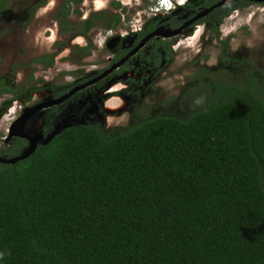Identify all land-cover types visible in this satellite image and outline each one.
I'll list each match as a JSON object with an SVG mask.
<instances>
[{"label": "trees", "instance_id": "obj_1", "mask_svg": "<svg viewBox=\"0 0 264 264\" xmlns=\"http://www.w3.org/2000/svg\"><path fill=\"white\" fill-rule=\"evenodd\" d=\"M216 1L189 0L183 9ZM8 2L0 0V13L12 10ZM37 5L18 21L25 25ZM237 5L226 2L206 19L220 21ZM69 11L64 0L54 14L63 31L74 26ZM108 17L109 25L119 21L99 12L81 31ZM150 50L158 63L169 42L153 37ZM33 60L51 65L53 54ZM30 90L0 75V94L28 99ZM60 111L52 107L51 117ZM25 144L16 136L0 156ZM0 254V264H264V87L248 71L243 85L216 84L206 105L184 118L133 117L111 130L96 118L60 129L15 162L0 161Z\"/></svg>", "mask_w": 264, "mask_h": 264}, {"label": "rangeland", "instance_id": "obj_2", "mask_svg": "<svg viewBox=\"0 0 264 264\" xmlns=\"http://www.w3.org/2000/svg\"><path fill=\"white\" fill-rule=\"evenodd\" d=\"M61 1L9 0L7 5L12 10L8 13H0V75L12 76L13 85L46 88L41 92H47L51 86H62L72 80L71 71L79 68L81 64L84 66L82 69L87 70L91 68V64L104 61L102 56L107 52L105 49L99 50L101 49L98 46L99 43H92L90 46L88 42L86 46H89L90 53L84 55L79 48L87 42L86 37L72 39L71 36L74 35L75 30L81 28L84 10L88 15L91 12L112 9L105 7L108 5L107 0H104L100 9L95 10L91 7L90 0L72 3V9L77 7L81 13L78 14L71 9L68 17L75 26L68 31L61 30L63 26L60 27L54 15ZM33 3L38 4L34 14L23 25L18 21L17 16L19 12L25 11ZM139 6H146V2L142 0ZM229 15L233 17L227 19V15L221 22L224 24H215L214 27L206 24V32L194 46V48L201 47V51L197 54L194 48L191 49L186 45L190 43L188 40L191 38L186 39V36H181L184 42L178 45L177 50L171 47V59L162 63L157 69L149 70L146 76L148 81L146 80L144 84H138L137 88L126 91L127 96L132 100L129 101L123 122L107 123L104 115L99 114L98 118L100 121L103 120L105 128L111 125L123 126L130 121L132 116L141 118L167 114L184 118L206 105L209 93L215 90L216 84L243 85L248 77V71L251 72L258 85L264 87V0L241 4L232 9ZM104 26L98 23L95 28L103 29ZM200 26L203 28L202 24ZM224 26H226V31L233 29L232 33L226 37L220 35V28ZM209 28L212 39L206 40L203 37L207 35ZM219 36H222V39ZM163 38L169 40L173 36L168 35ZM44 53L53 54L54 60L49 66L33 60ZM107 85H110V81ZM10 96V93L0 94V104ZM29 100L33 99L30 97ZM25 102L24 100H12L6 111L0 115V136L7 132L10 122L19 115L20 108ZM76 102L77 99L69 97L64 105L60 106L61 111L48 121L50 128L64 118H67L68 122L71 120L70 116L79 114L80 109L76 107ZM39 103L42 101L39 100L33 104ZM40 109L39 114H34L29 120L32 126H39L43 118L44 121L46 120L48 108ZM44 111L46 116H41Z\"/></svg>", "mask_w": 264, "mask_h": 264}, {"label": "flooded vegetation", "instance_id": "obj_3", "mask_svg": "<svg viewBox=\"0 0 264 264\" xmlns=\"http://www.w3.org/2000/svg\"><path fill=\"white\" fill-rule=\"evenodd\" d=\"M80 1L75 2L74 0H69V8H70L69 13L71 12V9H72L71 7L72 3L74 2L79 3ZM114 1L119 2V5H115L113 3ZM132 1L134 2L132 3ZM132 1L131 0L129 1L107 0L108 5L105 7H107V9L108 7L112 9H109V10L104 9V10L99 11L102 13L106 12L109 15L118 14L119 21L117 22L116 25L108 24L110 21L109 19H111L110 17H108L107 20H104L102 18H97V20H95L94 25L91 26L86 33L81 31L83 24L80 29H78L77 31L75 30V32L73 33L74 35L71 36L72 39H75V37H86V41H87L85 44L81 45L79 49L83 50V47L86 46L88 42L91 44L99 43L98 46L101 48L99 50L102 51L103 49H105L107 53L103 54L102 56L103 57L102 59L104 60L103 62L98 63V64L93 63L91 64L92 65L91 68H88L87 70L82 69L84 67L83 64H81L79 68L72 70L70 73L72 74L71 75L72 80L68 81L66 84L62 86H58V89L64 88L66 89L64 93H66L73 87L79 84H82L83 82H86L96 77L97 79L81 87L80 89L73 91L69 96H67L62 101L58 103H53L48 106L41 107L43 109L48 108V110L46 111L48 115L46 116V112L45 111L43 112L41 116L45 115L46 120L44 121V118H43V121L40 120L41 124L39 126H32L29 120L33 117L34 114L36 113L39 114L41 109L36 110L29 117L26 116L25 119L21 121V124L18 126V130L20 132L25 131L29 133L34 130H41L43 135H46L52 129L50 128L49 125L47 127L45 125L46 123L49 124L48 116L51 115L50 109L52 107L60 108V106L64 105L65 101L69 97H73V99H77L76 107L80 109L79 114H74L73 117L71 116L69 117L71 118V120L69 119L70 121H68L70 125L80 124L88 120L96 119L99 117V114L104 115V120L107 121V123L113 122L110 119V117L112 116H120L119 119L114 120V121L123 122L125 119L124 114L127 111L129 101L132 100V98L127 96L126 91L127 90L130 91L133 88H137L138 84H144L146 80L148 81V79H146V76L149 73V70L155 69V68L157 69L162 63L169 61L171 59L170 57L171 52H172L171 47L173 50H177L178 45L184 42V40H181L183 39V37L181 36H186L185 37L186 39L188 37L191 38V40H188L190 41V43H186V45H188L191 49H193L197 41L200 39V37L204 35V33L206 32V29H207L206 24L209 27L212 25L214 27L215 24L221 23L224 20V18H226L227 15H228L227 19L232 18L233 15L230 16L231 14L229 15V13H231L232 9H235L240 5H237L236 7L230 9L229 12L225 14L220 21H215L214 23L211 20L206 19V16H208L212 12H214L215 14H218V10H214V9L226 2H230L233 4L234 3L242 4V1L240 0H228V1H225L213 7L212 9L205 12L204 14L198 15V17H196L197 14L202 12L204 8H207L220 0L213 2L210 5L201 6L197 9H187V10H184L183 7L186 5V3L189 0H183L182 2L177 4L176 7H173L171 10L164 12L163 14L159 13L155 15H147L145 13L146 6H143V7L139 6L142 0H132ZM143 1L146 2V5L149 2V0L148 1L143 0ZM248 1L252 2V1H262V0H248ZM63 2L64 0H62L60 5L57 6V9L55 12H57L59 9L62 8ZM90 3H91V7H93L94 10L100 9L102 5L104 4V0H90ZM34 4L35 3L30 4L28 6V9ZM126 5H127V8L125 9ZM28 9H26L25 11H27ZM75 9H78V8L75 7ZM80 9L82 10L83 8L80 6ZM85 12L86 10H84L82 14V22L85 21L87 18H89L92 14L97 15L99 13V12H96V13L91 12L87 15ZM76 13L80 14L81 12L79 11ZM68 15L66 17L70 20ZM154 18L157 19V24H154L148 32L142 35L141 33L145 29V26L147 25V23ZM56 20L59 23L57 17H56ZM197 20L200 22L196 23L195 21ZM98 23L105 25L103 29L95 28ZM192 24H194L193 25L194 27H192ZM201 24L203 25V28H201L200 26ZM221 24H224V23H221ZM154 30L158 31L157 34L150 35L148 38H146L145 40L141 42V40L146 35L150 34ZM208 30L209 31L207 35H205V37L203 38H205L206 40H211L212 38H210V34H209L211 29L209 28ZM220 30H221L220 35H224V37H226L232 33L233 29L230 28V29H227L226 31V26H224L220 28ZM168 35H172L173 38L169 40H166V38H163ZM153 37L169 42L168 58L165 59L163 57L160 59L161 61L158 63L152 62L150 46H151V39ZM219 37L222 39V36H219ZM199 51H201V47L197 48L196 46L194 48L195 54H197ZM166 53L167 51H165V49L163 48L159 50L160 56H163ZM83 54L87 55L88 53L87 54L83 53ZM121 59L123 60L118 65H116L115 67H113L112 69L106 72V70H108V68L112 64L120 61ZM104 72L106 73L104 75H101ZM103 80L105 81L104 87L101 90H98L96 93H92L90 88L93 85H95L97 82H100ZM109 81H110V85H107ZM44 89L46 88H43V89H40V87L31 88L30 90L31 95H29L28 99H23L21 97H13V95L10 93L11 96L13 97L11 101L12 100L26 101L24 105L21 106L19 115L23 112L25 107L33 105V103H36V101H39V100L46 101L48 99L55 98V97H58L64 94V93L56 94L52 86L51 88H48L47 92H41V90H44ZM35 93L37 94L35 95ZM30 97L31 99H33L32 101L29 100ZM19 115H17L16 117H18ZM133 117L135 116H132L129 122H127L125 125L120 126V127L127 126L132 121ZM101 122L104 125L103 120ZM116 126L117 125H111V127L107 126V128H105V125H104V128L107 130H111L112 128H120ZM8 130L9 128H7V132L4 135L0 136V140H1L0 148L2 149H6L7 147H10L12 145L14 137L18 136V135H12L8 137ZM20 137L26 140V144H25L26 146L28 144V139L24 136H20ZM21 151H22V148L20 152ZM2 156H6V154H2Z\"/></svg>", "mask_w": 264, "mask_h": 264}, {"label": "water", "instance_id": "obj_4", "mask_svg": "<svg viewBox=\"0 0 264 264\" xmlns=\"http://www.w3.org/2000/svg\"><path fill=\"white\" fill-rule=\"evenodd\" d=\"M225 1H228V0H220V1L212 4L211 6H209L207 8H204L202 10V12L197 14L196 17H198V15L204 14L205 12L209 11L213 7L223 3ZM157 32H158L157 30H154L150 34L146 35L141 40V42L143 40H145L146 38H148L150 35L157 34ZM123 59H121L120 61L112 64L108 68V70H106V72L109 71L110 69H112L113 67H115L116 65H118ZM106 72H104L101 75H104ZM96 79H97V77L93 78L91 80H88L86 82H83L82 84H79V85L73 87L72 89H70L69 91H67L66 93H64V94H62V95H60L58 97L51 98V99H48L46 101H42V103H39V104H33V105L25 107L23 112L10 123L9 130H8V137H10L12 135L24 136V137H26L28 139V144L22 149V151L19 154L15 155V156H9V157L0 156V161L1 162H15L16 160H18V159L28 155L30 152H32L38 142L47 143L53 137V135L55 133H57L60 129H62V128L66 127V126H69L70 123L67 122V120H66L67 118H64V119H62L61 122L55 124L54 127L51 129V131H49L46 135H43L41 130H34L32 132H29V133H27L25 131L20 132L18 130V126H19L20 122L23 121L26 116L29 117L32 113H34L36 110L40 109L41 107L48 106V105H51L53 103H58V102L62 101L67 96H69L73 91H75L77 89H80L81 87L91 83L92 81H95Z\"/></svg>", "mask_w": 264, "mask_h": 264}, {"label": "built area", "instance_id": "obj_5", "mask_svg": "<svg viewBox=\"0 0 264 264\" xmlns=\"http://www.w3.org/2000/svg\"><path fill=\"white\" fill-rule=\"evenodd\" d=\"M182 1L183 0H149L145 8V13L147 15L163 14L164 12L171 10L173 7H176L177 4Z\"/></svg>", "mask_w": 264, "mask_h": 264}, {"label": "bare ground", "instance_id": "obj_6", "mask_svg": "<svg viewBox=\"0 0 264 264\" xmlns=\"http://www.w3.org/2000/svg\"><path fill=\"white\" fill-rule=\"evenodd\" d=\"M115 117H117V116H112V117H110L111 121H114L115 119H119V118H120V116H119L118 118H115ZM20 124H21V122H20ZM20 124H19V125H20Z\"/></svg>", "mask_w": 264, "mask_h": 264}, {"label": "clouds", "instance_id": "obj_7", "mask_svg": "<svg viewBox=\"0 0 264 264\" xmlns=\"http://www.w3.org/2000/svg\"><path fill=\"white\" fill-rule=\"evenodd\" d=\"M0 258H2V254H0Z\"/></svg>", "mask_w": 264, "mask_h": 264}]
</instances>
